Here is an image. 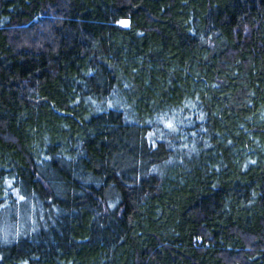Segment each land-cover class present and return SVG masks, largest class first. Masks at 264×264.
I'll return each mask as SVG.
<instances>
[{"label": "trees", "instance_id": "1", "mask_svg": "<svg viewBox=\"0 0 264 264\" xmlns=\"http://www.w3.org/2000/svg\"><path fill=\"white\" fill-rule=\"evenodd\" d=\"M0 264H264V0H0Z\"/></svg>", "mask_w": 264, "mask_h": 264}]
</instances>
